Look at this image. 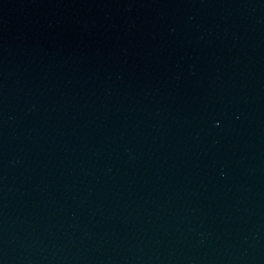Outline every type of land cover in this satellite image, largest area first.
Here are the masks:
<instances>
[{"label":"water","instance_id":"water-1","mask_svg":"<svg viewBox=\"0 0 264 264\" xmlns=\"http://www.w3.org/2000/svg\"><path fill=\"white\" fill-rule=\"evenodd\" d=\"M0 264H264V0H0Z\"/></svg>","mask_w":264,"mask_h":264}]
</instances>
